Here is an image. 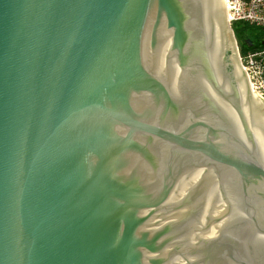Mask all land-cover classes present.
Listing matches in <instances>:
<instances>
[{
    "label": "water",
    "instance_id": "1",
    "mask_svg": "<svg viewBox=\"0 0 264 264\" xmlns=\"http://www.w3.org/2000/svg\"><path fill=\"white\" fill-rule=\"evenodd\" d=\"M238 47L224 0H0V264H264Z\"/></svg>",
    "mask_w": 264,
    "mask_h": 264
},
{
    "label": "built area",
    "instance_id": "2",
    "mask_svg": "<svg viewBox=\"0 0 264 264\" xmlns=\"http://www.w3.org/2000/svg\"><path fill=\"white\" fill-rule=\"evenodd\" d=\"M224 1L228 20L232 28L238 22L259 29L264 28V0ZM238 49L240 61L247 73L250 85L262 97L261 94L264 95V46L248 49L247 51H240V46Z\"/></svg>",
    "mask_w": 264,
    "mask_h": 264
},
{
    "label": "trees",
    "instance_id": "3",
    "mask_svg": "<svg viewBox=\"0 0 264 264\" xmlns=\"http://www.w3.org/2000/svg\"><path fill=\"white\" fill-rule=\"evenodd\" d=\"M233 29H234V32H235V35L237 38L238 37L240 38V36H243L242 38H244L242 40V44L240 45L241 50L247 51L248 49L258 48V47L264 46V35H263L264 34V28L259 29L257 27H253L251 25L238 22V23L233 25ZM257 29H259V31H256ZM253 32H255L256 34H259L260 36L255 40L254 45L249 46L247 43V39H249V37H250L249 33H253Z\"/></svg>",
    "mask_w": 264,
    "mask_h": 264
},
{
    "label": "rangeland",
    "instance_id": "4",
    "mask_svg": "<svg viewBox=\"0 0 264 264\" xmlns=\"http://www.w3.org/2000/svg\"><path fill=\"white\" fill-rule=\"evenodd\" d=\"M254 27V26H253ZM249 34H251V37L252 38H255V39H257L260 35L259 34H256V33H249ZM264 35V34H263ZM236 36V35H235ZM243 36H240V41L238 42V45L240 46L241 44H242V40L244 39V38H242ZM237 38V37H236ZM238 39H239V37L237 38V41H238ZM252 40V39H251ZM241 42V43H240ZM240 43V44H239ZM240 49H241V46H240ZM240 51H243V50H240ZM252 88V87H251ZM254 91V90H253ZM260 94V93H259ZM261 96L263 97L262 99H264V95H262L261 94Z\"/></svg>",
    "mask_w": 264,
    "mask_h": 264
},
{
    "label": "flooded vegetation",
    "instance_id": "5",
    "mask_svg": "<svg viewBox=\"0 0 264 264\" xmlns=\"http://www.w3.org/2000/svg\"><path fill=\"white\" fill-rule=\"evenodd\" d=\"M256 31H259V29H257ZM254 33H255V32H254ZM246 38H247V37H246ZM249 38L252 39V45H254L256 39H255V38H252V37H251V34H250V37H249ZM239 41H240V38L238 39V42H239ZM241 42H242V41H241ZM241 42H240V43H241ZM252 45H251V46H252Z\"/></svg>",
    "mask_w": 264,
    "mask_h": 264
}]
</instances>
